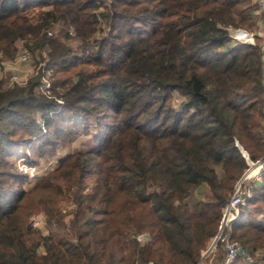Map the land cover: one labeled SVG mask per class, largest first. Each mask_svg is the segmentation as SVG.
Wrapping results in <instances>:
<instances>
[{
  "label": "trees",
  "instance_id": "trees-1",
  "mask_svg": "<svg viewBox=\"0 0 264 264\" xmlns=\"http://www.w3.org/2000/svg\"><path fill=\"white\" fill-rule=\"evenodd\" d=\"M255 8V0H0V55L14 56L17 40L37 51L23 84L0 76V264L200 257L247 165L235 140L250 159L264 154L261 35L250 43L227 29H254ZM45 67L49 95L36 88ZM89 133L22 186L15 158L31 163ZM202 183L208 196L190 200ZM57 195L73 203L68 229L41 235L27 215L40 205L47 225L61 222ZM229 234L264 264V169Z\"/></svg>",
  "mask_w": 264,
  "mask_h": 264
},
{
  "label": "built area",
  "instance_id": "built-area-1",
  "mask_svg": "<svg viewBox=\"0 0 264 264\" xmlns=\"http://www.w3.org/2000/svg\"><path fill=\"white\" fill-rule=\"evenodd\" d=\"M256 8L254 9V13L258 16V25H262L260 30H246L242 27H231L228 26L229 35L239 41L245 42H253L254 33H258L261 35L260 47H261V58H262V68L264 69V0H255ZM49 32V31H47ZM30 58V51L22 47L20 48L15 57L9 60V65L17 66V62L28 61ZM42 60H38L36 65H40ZM5 65L0 59V71L4 69ZM34 71L33 62L29 65L24 72L21 74H17L13 71L7 75L6 84H23L25 82L26 75ZM50 72V68L45 67L43 71L39 74L36 88L43 93L49 95V78L48 74ZM263 129H264V119H263ZM236 142V140H235ZM242 155L246 162V167L243 169L242 173L237 177L232 185V188L228 194V197L221 208V213L216 225V231L211 237L210 243H208L207 247L209 248L214 244V242H219L222 247L221 255L218 258H214L213 260L204 261L202 257L205 255L204 250L201 252L200 257L193 262L192 264H229L235 257H239L243 264H260L258 260L254 258V256L247 251L234 237L230 236V220L235 215L237 211V205L242 203L244 199L251 194L253 183L259 178L260 172L264 169V154L258 158L250 159L246 152L243 151ZM16 168L20 171L25 172L29 177L35 173L36 168L34 165H27L23 161L21 157L16 160ZM30 225L32 226H40L41 219L39 217H33L30 220ZM135 238L139 241H143L145 239V234L142 231L136 232L134 234ZM145 264H152L151 261H146Z\"/></svg>",
  "mask_w": 264,
  "mask_h": 264
},
{
  "label": "rangeland",
  "instance_id": "rangeland-1",
  "mask_svg": "<svg viewBox=\"0 0 264 264\" xmlns=\"http://www.w3.org/2000/svg\"><path fill=\"white\" fill-rule=\"evenodd\" d=\"M57 27V24L53 25V30L55 31ZM258 29L260 30L262 28V25H258L256 27H254V29ZM248 30V29H246ZM253 30V29H252ZM70 41H73L72 39H70ZM17 49H16V53L17 51L22 48V41L21 40H17ZM15 53V55H16ZM14 56L12 57H6V56H2L0 55V59H2L5 67L4 69H2L0 71V76H2L5 80L4 82H7V75L10 73V71H13L15 73H17L18 75L21 74L22 72H20L19 70L31 65V63L34 61V57L37 55V51L33 50L30 52V58L28 61H19L17 62V66L15 63V66L13 65H9V60L13 59ZM21 71H25V70H21ZM89 134H78L77 136H75L74 138L68 140V141H64L63 143L58 144L54 151L52 153L46 154V155H40L36 161H33L31 163H27L26 161L25 164L27 163V165H34V167L36 168V171L34 174H32V176H26V179L24 180V182L22 183V186L26 189L31 188L32 185L38 181L44 174H46L47 172H49L55 165L56 162V158L58 155L70 151L73 148L76 147H84L89 140ZM19 158H15L14 159V165H16V160H18ZM216 169L218 171V173L220 174V168L218 165H216ZM242 173V172H241ZM240 173V174H241ZM239 177V176H238ZM238 179V178H237ZM89 179H88V183H89ZM47 189H44L42 191V193H46ZM208 196V191L206 189V186L202 183L200 184L196 190H194V193H191V195L189 196V199L192 200V198L195 197H202L205 198ZM57 195V200L56 202H54V205H56L61 214H62V220L59 223H51L50 225H47L45 223V215H44V211L42 209V207L40 205H32V207L29 210V213L27 215V220H28V225L30 228L32 229H36L41 235H46L49 232H56L58 230L61 229H68L67 227V220L68 217L70 216V209L72 207V200L70 199L69 196H65V195ZM30 199V198H29ZM28 199V200H29ZM33 217H39L41 219V225L40 226H32L30 225V220ZM212 237V236H211ZM210 239L207 242L210 243ZM206 245V247H207ZM208 248V247H207ZM38 250H40V247L37 248ZM205 257H204V261H208V260H213L214 258H218L221 255L222 252V247L220 245L219 242H214V244L212 246H210L208 249H205L204 251Z\"/></svg>",
  "mask_w": 264,
  "mask_h": 264
},
{
  "label": "water",
  "instance_id": "water-1",
  "mask_svg": "<svg viewBox=\"0 0 264 264\" xmlns=\"http://www.w3.org/2000/svg\"><path fill=\"white\" fill-rule=\"evenodd\" d=\"M237 145H238V147H239V149L241 150V151H243V154H244V150L242 149V147L237 143V142H235Z\"/></svg>",
  "mask_w": 264,
  "mask_h": 264
},
{
  "label": "crops",
  "instance_id": "crops-1",
  "mask_svg": "<svg viewBox=\"0 0 264 264\" xmlns=\"http://www.w3.org/2000/svg\"><path fill=\"white\" fill-rule=\"evenodd\" d=\"M27 67H28V66H26V67H24V68H22V69L25 70ZM22 69H20L19 71H20V72H24V71H21Z\"/></svg>",
  "mask_w": 264,
  "mask_h": 264
}]
</instances>
